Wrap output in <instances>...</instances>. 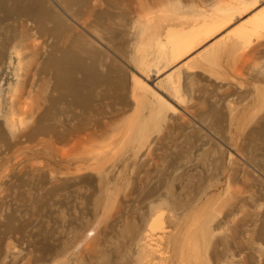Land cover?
I'll return each mask as SVG.
<instances>
[{"label":"rangeland","instance_id":"1","mask_svg":"<svg viewBox=\"0 0 264 264\" xmlns=\"http://www.w3.org/2000/svg\"><path fill=\"white\" fill-rule=\"evenodd\" d=\"M227 1L0 0V264H264V33L144 40Z\"/></svg>","mask_w":264,"mask_h":264},{"label":"bare ground","instance_id":"2","mask_svg":"<svg viewBox=\"0 0 264 264\" xmlns=\"http://www.w3.org/2000/svg\"><path fill=\"white\" fill-rule=\"evenodd\" d=\"M146 21L145 47L158 59L177 64L214 39L227 40L233 35L235 45L259 37L264 33V6L260 0H229L193 16L169 21L161 15ZM160 224L157 220L156 226Z\"/></svg>","mask_w":264,"mask_h":264}]
</instances>
